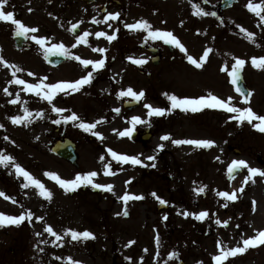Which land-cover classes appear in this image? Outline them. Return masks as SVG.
<instances>
[{
    "label": "rangeland",
    "instance_id": "obj_1",
    "mask_svg": "<svg viewBox=\"0 0 264 264\" xmlns=\"http://www.w3.org/2000/svg\"><path fill=\"white\" fill-rule=\"evenodd\" d=\"M76 1L56 0L49 5L47 0H13L4 8L13 11L15 18L27 27L39 31L27 34L32 48L17 51L11 40L15 25L0 22V57L8 65L15 66L0 62V124L4 125L0 128V152L13 156L16 163L51 191L52 197L40 196L33 185L24 188L26 181L16 175L11 164L0 165V192L4 193L0 196V213L11 216L32 213L30 219L19 225L0 226V264H215L213 257L221 255L222 248L243 247V239L264 231V176L252 175L243 167L231 182L226 180L233 160H244L248 167L264 171V132L247 121L239 124L231 120L235 114L222 109L206 108L196 113L171 109V101L164 93L181 98L208 93L225 100L232 97V105L250 107L258 115H264V68L252 64L253 57H264V20L261 19L264 12L257 16L247 7L249 3L264 4V0H237L223 13V23H217L209 14H196L190 0H170L173 18L163 25L157 17L152 29L166 27L185 46L187 54L180 50L172 61L163 60L149 69L148 80L137 75L132 66L134 60L146 57L135 52V42L126 37L124 40L123 33L119 34L120 45L114 40L109 42L106 37H97L98 31L112 35L120 28H109L105 22L93 23L94 17L103 21L98 9L91 11V18L83 20L79 17L83 7ZM182 12H187L188 17L194 15V20L188 18L182 24L179 20L183 18L179 17ZM72 24L78 25L76 35L70 30ZM84 31L90 33L89 44H77V36ZM248 33L253 34L251 39ZM32 35L47 37L45 47L63 43L81 60L105 59L107 65L95 72L90 84L67 95L59 93L53 100L57 107L74 111L85 122L100 121L92 131L85 132L77 126L78 121L63 122L62 115L71 112L54 113L46 100L24 91L23 85L12 83L15 78L37 83L43 77H47L45 83L75 81L92 71L91 65L87 70L79 60L71 58L57 67L47 65L42 59L43 48L30 39ZM126 40L131 46L127 55L119 51L125 43L122 41ZM99 48L106 51H94ZM206 49L212 51L202 67L197 68L187 60V55L199 60ZM237 58L245 61L241 70L250 89L247 103L228 74ZM110 59L113 62L110 63ZM16 67L22 71L16 72L14 77ZM225 67L227 71H222ZM29 72L34 75L29 76ZM128 88L145 93L139 100V107L131 112L125 111L121 102L134 98L118 96L121 90ZM17 94L20 100L10 103ZM146 104L171 110L162 116H149ZM25 107L33 113L31 123H12L10 117L23 116ZM117 108L119 113L114 111ZM40 112L42 118L36 115ZM134 116L144 122L134 124L131 119ZM57 119H61V123H54ZM127 129L136 132L134 139L119 135ZM93 132L101 135H93ZM165 135L169 140L162 139ZM61 136L75 142L77 167L51 153L50 146ZM189 139H208L214 144L205 148L172 142ZM229 147L240 149V154H233ZM109 149L136 156L142 164L118 162ZM258 155L261 164L256 161ZM149 156L155 159L148 160ZM105 164L110 165L114 174L105 175ZM152 164L155 167H151ZM46 171L55 172L63 179L96 171L98 175L93 182L111 184L113 190L95 191L89 185L66 192L44 175ZM204 186L205 191L197 193L196 189ZM220 191L235 192L237 199L229 201L220 197ZM153 192L168 202L163 211L157 209L160 202L151 195ZM125 193L144 198L129 200L125 205L120 199ZM125 207L127 216L123 215ZM205 210L209 215L204 220L183 214ZM36 217H43V220ZM223 221L228 222L226 226ZM47 226L62 239L57 241L46 232ZM66 229L87 230L95 238L73 240L70 233L65 235ZM170 253L174 254L171 259ZM222 264H264V244L229 256Z\"/></svg>",
    "mask_w": 264,
    "mask_h": 264
},
{
    "label": "snow or ice",
    "instance_id": "obj_2",
    "mask_svg": "<svg viewBox=\"0 0 264 264\" xmlns=\"http://www.w3.org/2000/svg\"><path fill=\"white\" fill-rule=\"evenodd\" d=\"M9 3V0H0V22H10L12 25H15V34L17 36H24L25 38H29L27 36L28 33H37L39 31L38 28L35 27H27L22 21L18 20L15 18V13L13 11H5V5ZM193 7L196 9V14H209V13H204L203 9H200L198 5H193ZM250 11L256 13L257 16H261V12H264V4H256L253 5L252 3H249L247 5ZM31 11V9H29ZM210 15L215 16V13H210ZM120 13H108L106 16H104L103 21L97 20L95 17L93 18V23H102V22H108V21H115L119 18ZM261 19L264 20V16H261ZM109 28L112 27L111 24L108 25ZM126 28L128 29H133V30H145L147 31V37L146 39L150 38L151 40H163L166 44L169 45H174L177 48L181 50V52H184L187 54V49L185 46L178 40V38L170 31H162V30H153L151 25L145 21V20H140L136 23L132 24H126ZM78 28L77 24H72L71 25V31H76ZM118 31V29L116 30ZM90 35L88 31H84L82 35L77 36V44L80 42H87V37ZM97 37H106L108 41H112L116 39L115 32L112 35H108L106 32L103 31H98L95 33ZM253 34L248 33V37L251 39ZM31 40H33L37 45H40L41 48H43L45 58L47 59L49 56H54V55H60V56H65L74 60H79L81 64L87 68V66L91 65L92 66V71H89L87 75L75 80V81H59L55 83H45L44 81L47 80V77H43L40 82L37 83H29L25 81L24 79L20 78H15L12 83L17 84V85H23L24 86V91L29 92V93H35L37 96L41 97L43 100H46L50 105H52V111L57 114H63L64 112H71L70 115H62L61 119L63 122L67 123L69 121L72 122H79L77 124L78 127L82 128L85 132L92 131L93 129L96 128L97 122L89 123L83 121L74 111H71L70 109H64L57 107L55 104H53L54 98L59 94V93H64L65 95L69 94V92H77L81 88H83L85 85H88L92 82V79L94 78V74L96 71L102 69L105 66V59L101 58L99 60H91V59H83L79 56H73L69 49L66 48L63 43L59 44H52L50 47H45L46 43L48 42L47 37L43 36H37V35H32L30 37ZM76 45H73L75 47ZM94 51H98L100 53H104L106 49L104 48H99V49H94ZM212 51V49H206L203 53V55L199 58V60L195 59L191 55H187V60L195 65L197 68L202 67L203 63L206 61L209 53ZM131 59V58H130ZM0 62H3L6 66L9 67H15L12 65H8L7 61L4 60L3 57H0ZM146 60L143 59H138L134 60V63L137 64H143L146 63ZM245 64V61L243 59H235V63L232 64L231 66V71L228 73L231 77V83L233 85H237L236 91L240 93L242 97H244V102L247 103L248 100V95H246L247 90L244 89L242 86L238 84V82L241 80V68ZM252 64L255 67L258 68H264V57L261 58H252ZM22 69L19 67L15 68V71L13 72V76H16V72H21ZM222 71H227V67L223 68ZM29 76L34 75L33 73L29 72ZM5 93L8 95H11V93H8L7 89H4ZM145 93L143 90H141L139 93L135 92L132 88H128L126 91L121 90L118 93V96H130L133 97L135 100L139 101L142 97H144ZM168 97V99L171 101V109H181L185 112L191 111L193 113L202 111L204 109H222L228 113H234L235 115L231 116V120L237 121L239 124H243L245 121H247L249 124H252L254 128H257L259 131L264 132V115H258L256 112H254L250 107H237L232 105V97L227 98V100L219 98L218 96L208 93L205 96H199V97H178L175 94L169 95L168 93H164ZM20 100L19 94H17L16 98L11 100L10 103L16 104ZM27 103V102H25ZM148 111V115H156V116H162L165 114L166 111H170L171 109H165V108H160V107H153L152 105H145ZM24 115H16L10 117L12 123L14 124H21V123H31V117L33 116V113L27 108H24ZM115 112L119 113L120 109H114ZM37 117H41L43 113H37ZM61 119H57L54 121V123L59 124L61 123ZM133 123H142L144 121L141 120L139 116H134L131 118ZM253 121H258V123H253ZM4 125L0 124V128H3ZM131 129H127L124 131H121L119 133L120 136H126L131 134ZM93 135L100 136V133L93 132ZM169 136L165 135L162 137L163 140H169ZM7 139V137H6ZM175 144H191V145H196L197 147H211L214 144V141L208 140V139H189V140H174L172 141ZM159 148H163V145L158 146ZM111 153V156L113 159H115L118 162H124V163H131L133 165H140L142 164V161L137 158L136 156H129V155H122L118 154L115 151L109 149L108 150ZM101 161L104 160V157H100ZM148 160H154V156H149L147 157ZM9 164L12 165V167L15 169V173L17 176H22L24 180L26 181L23 184L24 188H28L30 185L35 186L36 189L39 190L40 196L46 198V199H51L52 193L50 190L46 188V186L37 178H35L29 171H27L24 167H22L19 163L15 162V158L11 155H6L3 152H0V165H3L7 167ZM151 167H155V164H152ZM241 167H247L248 171L252 175H262L264 176V171H261L260 169L257 168H250L247 165V162L244 160H233L231 165L228 168V173L229 176H233L235 172H237ZM114 174L111 170L110 165L105 164V175H112ZM45 176L49 177L50 179L56 181L61 188H63L66 192H74L77 189H79L82 186H92L93 188L96 189H102L105 191H112L113 190V185L107 184H99V183H94L93 178L98 175L96 171H88L86 173L80 174L77 173L73 179H63L61 178L57 173L52 172V171H46L44 173ZM127 183V182H126ZM205 187H200L196 189L197 193H202L205 191ZM242 190V189H241ZM4 193L0 192V196H3ZM153 197H155L161 204H166L168 203L167 201L161 199L155 192L151 193ZM218 195L220 197L226 198L229 201H235L237 199L236 193H229L227 191H220L218 192ZM7 199H11V197H6ZM144 197L142 195H134V194H128L125 193L123 196L120 197L122 201L125 202V205H127V202L129 200H139L143 199ZM15 203V201L13 200ZM227 207V205H224ZM129 213L127 211V208L125 207V210L123 212V215L127 216ZM185 216L188 215H193L195 219L197 220H204L206 217H208L209 213L208 211H200L198 214L197 213H188L184 212L183 213ZM119 215V213L117 214ZM32 217V213L30 211L27 212V214H21L19 216H11V215H6L4 213H0V226L4 224H16L19 225L21 222L25 221L26 219H30ZM37 220H43V217H36ZM164 219H167V217H164ZM217 223H221V221L217 220ZM224 225H227V221H223ZM45 231L48 232L50 235L55 236L56 240H61V236L58 235L51 226H47L45 228ZM71 234V237L73 240H79L81 238L83 239H88V238H95L94 234L90 231H83L79 232L76 230L72 229H66L65 230V235ZM158 239V238H157ZM48 241H42V243H47ZM56 241H53L55 244ZM131 243V242H130ZM243 247H234L230 248L227 250H224L223 248L221 249L222 254L221 255H216L213 257L215 264H222V261L227 259L229 256H235L238 253H243L245 252L249 247H255L261 244H264V231H259L258 235L254 237H250L247 239H243L242 241ZM174 254L170 253L169 258H173ZM57 259H60L57 257ZM70 259V258H69ZM131 259V258H128Z\"/></svg>",
    "mask_w": 264,
    "mask_h": 264
},
{
    "label": "flooded vegetation",
    "instance_id": "obj_3",
    "mask_svg": "<svg viewBox=\"0 0 264 264\" xmlns=\"http://www.w3.org/2000/svg\"><path fill=\"white\" fill-rule=\"evenodd\" d=\"M13 0H9V3ZM56 0H47V4H53ZM169 1L170 0H94L93 3L87 4L83 0H77L76 2L80 3L83 7L79 13V17L83 20L85 18H91V11H97L99 9L101 16H106L108 13H120V16L115 21H108L107 23L112 26H117L122 28L121 32L125 34L127 39H132L135 42V45L138 47L134 48L137 54H143L146 56V63L137 64L133 62V68L137 72V75L144 76L145 80L150 79V70L157 67L163 60L172 61L175 55H178L180 49L174 45L166 44L163 40H151L150 38L146 39L147 31L145 30H133L125 27L126 24L136 23L140 20L147 21L151 27L158 20L161 24L166 25L170 22L171 10H169ZM194 4L198 5L200 9H203V12L210 11V13H215L217 18H220L219 21H223L220 17V12L217 8V4L211 3L209 0H190ZM14 4V3H13ZM76 4V3H75ZM166 8V10H165ZM90 11V14L88 13ZM158 15V16H157ZM183 16L185 20L188 18L193 19V15L188 17L187 12H182L179 15ZM158 17V20H157ZM183 18H179L182 20ZM157 20V21H156ZM154 30V29H153ZM162 31H167L166 27H163ZM117 37L119 35L117 34ZM84 44H89L88 38L87 42ZM33 46L26 45L24 48L29 49ZM130 42H125L120 48L124 53L130 50ZM132 50V49H131ZM150 51L153 53L151 54ZM157 61L156 65L152 64V61ZM113 62V59L111 60ZM152 64V65H150ZM85 67V66H84ZM89 66H87L88 70Z\"/></svg>",
    "mask_w": 264,
    "mask_h": 264
},
{
    "label": "water",
    "instance_id": "obj_4",
    "mask_svg": "<svg viewBox=\"0 0 264 264\" xmlns=\"http://www.w3.org/2000/svg\"><path fill=\"white\" fill-rule=\"evenodd\" d=\"M235 0H221L220 2V8H226V7H229ZM13 39L15 41V44L17 46H20L21 42L23 41V36H17L15 34V32L13 33ZM44 58H45V55H44ZM45 60L48 62V63H51L53 65H57L58 63L62 62L64 60V57L63 56H60V55H54V56H49L47 59L45 58ZM241 75V73H240ZM238 84L240 86H242L244 89L247 90L246 92V95H248L249 93V90L246 88L245 86V83L243 81V78H242V75H241V80L238 82ZM237 87V85H235ZM137 101L136 100H126L123 102V106L127 109V110H132L134 108H136L137 106ZM135 136V133H132L131 134V137L134 138ZM146 139L144 138V141ZM51 150L54 154H56L57 156L69 161L70 163H72L73 165H76V159H77V156H76V153H75V145L72 141H70L69 139L67 138H63L62 140H59V141H56L52 147H51ZM233 153L235 154H239V150L237 149H233ZM258 161L259 163L262 162L261 158H258ZM240 172V169L235 172L233 174V176H229V173H228V176H227V179L228 180H231L235 175H237L238 173ZM166 208V206L164 204H161L158 209L159 210H164Z\"/></svg>",
    "mask_w": 264,
    "mask_h": 264
}]
</instances>
